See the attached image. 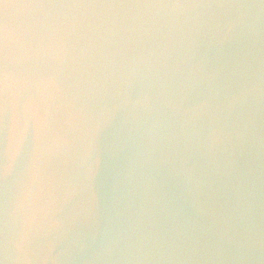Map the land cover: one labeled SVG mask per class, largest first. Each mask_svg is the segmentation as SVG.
I'll return each mask as SVG.
<instances>
[{
	"label": "water",
	"instance_id": "water-1",
	"mask_svg": "<svg viewBox=\"0 0 264 264\" xmlns=\"http://www.w3.org/2000/svg\"><path fill=\"white\" fill-rule=\"evenodd\" d=\"M0 264H264V0H0Z\"/></svg>",
	"mask_w": 264,
	"mask_h": 264
}]
</instances>
